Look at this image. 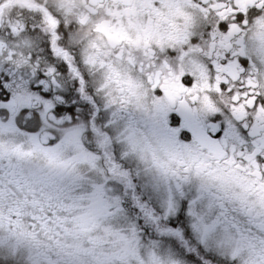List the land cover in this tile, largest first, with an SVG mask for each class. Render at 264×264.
Instances as JSON below:
<instances>
[{
	"label": "snow or ice",
	"instance_id": "6c2138e0",
	"mask_svg": "<svg viewBox=\"0 0 264 264\" xmlns=\"http://www.w3.org/2000/svg\"><path fill=\"white\" fill-rule=\"evenodd\" d=\"M0 264H264V0H0Z\"/></svg>",
	"mask_w": 264,
	"mask_h": 264
}]
</instances>
